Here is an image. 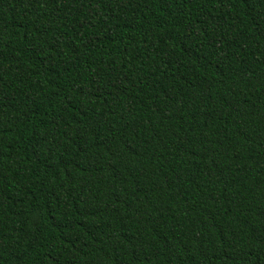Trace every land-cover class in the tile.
<instances>
[{
	"label": "trees",
	"instance_id": "1",
	"mask_svg": "<svg viewBox=\"0 0 264 264\" xmlns=\"http://www.w3.org/2000/svg\"><path fill=\"white\" fill-rule=\"evenodd\" d=\"M0 264H264V0H0Z\"/></svg>",
	"mask_w": 264,
	"mask_h": 264
}]
</instances>
